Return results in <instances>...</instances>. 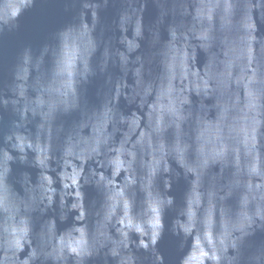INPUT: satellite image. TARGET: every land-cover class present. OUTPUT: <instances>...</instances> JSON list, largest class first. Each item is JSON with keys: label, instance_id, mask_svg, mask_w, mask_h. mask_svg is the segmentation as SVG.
Here are the masks:
<instances>
[{"label": "clouds", "instance_id": "1", "mask_svg": "<svg viewBox=\"0 0 264 264\" xmlns=\"http://www.w3.org/2000/svg\"><path fill=\"white\" fill-rule=\"evenodd\" d=\"M0 264H264V0H0Z\"/></svg>", "mask_w": 264, "mask_h": 264}, {"label": "water", "instance_id": "2", "mask_svg": "<svg viewBox=\"0 0 264 264\" xmlns=\"http://www.w3.org/2000/svg\"><path fill=\"white\" fill-rule=\"evenodd\" d=\"M29 23V31L25 36L21 39L25 40L26 42H32L34 44L40 43L47 32L51 30L57 23L56 18L53 16H36ZM14 41L9 42L8 48L9 52L11 48L14 46Z\"/></svg>", "mask_w": 264, "mask_h": 264}]
</instances>
